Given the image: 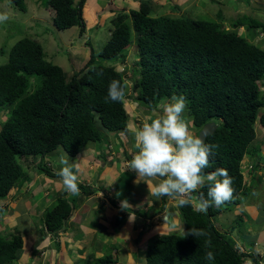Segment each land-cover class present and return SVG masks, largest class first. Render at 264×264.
<instances>
[{
    "label": "trees",
    "instance_id": "16d2710c",
    "mask_svg": "<svg viewBox=\"0 0 264 264\" xmlns=\"http://www.w3.org/2000/svg\"><path fill=\"white\" fill-rule=\"evenodd\" d=\"M9 1L22 11L27 9V0ZM85 1L48 0L57 29L78 26L82 34ZM131 1L137 2V12L129 16L124 10L115 11L110 18L109 38L98 52L88 42L89 57L75 59L77 64L83 61L84 66L72 74L48 60L41 43L23 36L21 29L12 25L7 41L16 35L21 38L11 46L8 56L6 42L0 45V57L6 56L0 63V113H4V119H0V200L11 197L13 188L26 182L28 171L22 158L26 161L30 156H42L60 146L75 156L89 143L100 142L97 118L118 139L124 136L118 133L127 130L124 101L114 103L105 98L111 79L125 82L113 64L125 60L123 50L134 43L138 59L131 85L139 89L141 106L149 111L161 110L173 95L183 96L190 117L187 120L197 127V136L206 123L214 121L217 127L204 139L215 146L205 172L227 169L234 189L230 202L209 207L207 212L197 211L200 194L206 197L207 188L193 193L190 206L178 207L183 232L154 238L141 251L145 264H245L247 259L260 264L252 251L241 250L214 220L244 201L250 191L247 181L253 183L245 173L254 177L261 168L255 162L251 167L243 165L249 162L245 156L253 160L264 145L263 139L257 138L260 129L255 128L257 120L264 127V37L257 42L250 40L253 29L264 32V15L237 17L226 30L216 20L161 13L159 9L172 0H165L163 6L153 0ZM260 3L264 6L263 1ZM177 8L174 5L172 9ZM240 25H245V34L238 32ZM40 170L57 177L49 168ZM165 200L162 197V208ZM74 204L64 194L55 197L39 214V233L57 234L73 215ZM5 211L0 208V217ZM237 221L244 225L242 217ZM190 228L202 229L207 236L195 238L187 234ZM206 239H211V249L205 247ZM26 245V235L19 228L0 231V264H14ZM250 246L252 249L253 243ZM209 250L215 255L211 262L205 259ZM115 262L112 252H107L81 264Z\"/></svg>",
    "mask_w": 264,
    "mask_h": 264
},
{
    "label": "rangeland",
    "instance_id": "374dc122",
    "mask_svg": "<svg viewBox=\"0 0 264 264\" xmlns=\"http://www.w3.org/2000/svg\"><path fill=\"white\" fill-rule=\"evenodd\" d=\"M252 1L253 0H251L250 4H248L247 0H243L240 3L241 6H238L236 0H172L169 4L163 6V3H166L165 0H153V2H159V4L161 2V5L163 6V8L159 9L161 13L170 14L172 16L186 14L185 16L194 19H220V21L224 24V27H226L227 29H230L231 22L238 16L244 17V15H246L254 18L256 14L260 16L264 15V11H260L259 9H254L251 7ZM262 1L264 2V0H258L259 3ZM137 5V2L126 0H86L83 14V19L85 21V30L82 34H80V28L77 26H73L65 30L57 29L50 14L51 7H49L48 0H27V9L25 11L16 8L14 3L11 4L9 0H0V14H6L8 16V19L6 21L0 23V45L6 42L4 50L6 51L5 55H7L14 42L21 38L20 35H16L7 41L9 30L11 29L12 25L15 24L21 29L22 33H24L23 36H27L42 44L43 50L48 60H51L52 62H56V64L63 66L66 74H72L73 72L81 70L84 66V58L89 57V49L87 48L88 42H90L91 46L96 50V52L100 51L104 42L110 36V18L111 16H113L115 11L124 10L129 14V16H132L131 14H133V12H137L138 10ZM174 5L178 6V10L172 9ZM243 31L244 30H242L241 32ZM257 33L258 31L256 29H253V34L256 35ZM80 52L83 53H81L83 57L79 55ZM136 52V46L133 43L127 51L128 58L126 59V62L118 64V67L121 66V68H124L122 72L129 86L130 84H132L134 79L132 76V70L136 68L135 63L138 59ZM4 58H6V56L4 55L0 57V63L6 61L2 60ZM75 59H83V61H81L82 63L77 64ZM138 96L139 89L135 90L131 86L127 88L124 99V107L128 110L132 107V109H130L128 113V129L124 131V136H126V138L133 143L134 138L130 130L140 126V124L144 120L158 114L160 111H149L143 108L137 101ZM136 110L137 112H135ZM183 118L188 123L189 129H191L190 131L197 136L198 129L197 127H194L190 121L187 120L190 119V117L187 113L186 108L183 113ZM0 119H4V113H0ZM96 127L101 133V140L100 142L89 143L85 147V150L88 147L97 149V154L101 155V160L103 159L100 164L102 166L106 160L104 159V157H106L108 154L116 155V152H119V148L117 145L118 138L114 133L107 131L98 118L96 119ZM255 128L261 129L257 138L264 136V127L259 123L258 120L255 123ZM109 144L112 145L111 149L107 148ZM58 148L47 155H39L33 157L30 156L28 157L29 160L24 161L23 158L20 160L25 166L24 168L28 171V178L25 180L26 182L23 183V185L26 186H22L20 188L22 192H11L12 194H14L13 196L15 200L10 198H4L0 200V208H6V211L3 212L0 217V231H5L6 229H13L17 227L20 230H24L25 233H27L26 235H29L31 232H33L34 229L31 223H34L35 225L41 223L39 215L34 216V214H38L40 211H43L45 208L49 207L53 203V201L50 202L52 200V197L54 199L55 197L62 196L63 194L65 196L68 194L63 190L60 179H56L54 182L53 178H50L48 176L43 177L45 175L44 171L40 169L38 171L36 169L37 166H39L40 168H44V166L48 162H52V168L55 169L56 165L59 164L56 160L59 154ZM245 159L249 161V163L244 168H247L248 166L251 167V165H253V162L260 165L261 167L254 174V177L253 173H245V176L247 178H253V183L247 181L248 185H250V191L248 195L244 197V201L240 204L239 207H233L232 210H230V212H227L226 214L220 213V215L216 216L215 220H218V226L221 227L219 229L223 233H226L228 236L235 239L236 245L238 247L244 248L243 243L246 242L248 243L245 244L247 245L246 247L248 249H251L250 244L253 243L252 249L250 251L253 252L255 257L261 255V259L259 257L257 258L260 259L261 264H264V145L261 151L255 154V158L253 160H248L247 156H245ZM33 163L35 164V167H33ZM106 166L110 167V164H105L104 167ZM39 173L41 175H39L38 177L37 174ZM52 183L56 187L52 186ZM46 185H48L47 187L50 188V196L49 193H43ZM23 188L25 189L22 190ZM38 190L41 194H38ZM67 197L71 198L76 203V198L73 195H68ZM157 202L160 203V199L157 200ZM172 202L175 203L174 200ZM11 204L14 205L12 206ZM9 205L14 209L13 212L9 210ZM247 206L253 208V211H251L250 214L248 213L250 208L247 209ZM128 209L127 211L131 212V210ZM143 210L144 207L142 208V211ZM243 212L246 214L242 215ZM241 215L244 225H242L241 223L240 225L237 221L238 217ZM115 216L120 222L122 216H119L117 214ZM168 217H170V215H168ZM37 220L39 222H36ZM172 220H174V217L170 219V221ZM166 223H168V221ZM114 228L115 227H111L110 229L114 230ZM37 231L36 234L39 235ZM103 231L105 232V230ZM96 236L98 237L99 235ZM39 239L40 237L38 238V241H35L32 246L34 253H38V251H40L41 249V242H39ZM244 240L246 241L244 242ZM29 241L30 238H27L28 243ZM43 242L46 243L48 241ZM100 242L101 241L99 240L93 239L92 241L91 239V243L87 244L91 246V255L97 253L92 246L94 244H99ZM149 243L150 242H148V244ZM37 246L38 251L35 250V247ZM108 247L109 246L107 244H103L102 248L108 249ZM144 248L146 249L147 247L144 246ZM107 249L104 250L103 253L112 252L107 251ZM30 258L31 256L27 257V259L20 258L19 260L14 262V264H29L27 263V261L29 260L30 262ZM39 258L40 255L36 257L35 261L32 258V263L30 264L41 263V261L39 262L38 260ZM89 259H91V257H89ZM51 260L54 261L53 256Z\"/></svg>",
    "mask_w": 264,
    "mask_h": 264
},
{
    "label": "crops",
    "instance_id": "0c3cea01",
    "mask_svg": "<svg viewBox=\"0 0 264 264\" xmlns=\"http://www.w3.org/2000/svg\"><path fill=\"white\" fill-rule=\"evenodd\" d=\"M117 145L120 149H118L119 152H116V155L108 154L104 157L106 160L102 166L100 165L103 161V159H100L101 155L97 154V149L91 147H88L77 156L69 158V162L79 166L80 169L78 172L80 191L78 195L74 196L76 198V208L73 215L64 227L52 236H49V234L43 236L37 231L41 227L40 223L38 225L31 223L34 229L29 235H26L27 233L22 230L23 235H26V238H30V241L29 243L27 242L25 251L20 258L27 259V257L31 256L30 262L29 260L27 261L29 264L32 263V258L35 261L38 255H40L38 260L39 262L41 261L39 264H81L89 257L93 259V257L104 254L103 251L107 248L102 247L103 244H107L109 246L108 249H111L113 256L116 258L115 264H145L142 252L146 250L144 246L147 247L148 242H151L161 234H181L183 232L182 218L176 203H173V200L167 197L162 208V198H160V203L157 202L149 193L147 184L144 182L135 183V172L126 169L127 161L132 158L130 156L135 151L134 143L127 138L121 137L118 139ZM111 147L112 145L110 144L109 148L111 149ZM59 156L60 152L56 158L57 161ZM105 164H110V167H104ZM45 166L51 169L52 162H48ZM59 167L60 165L58 164L55 169L52 168L51 170L57 171ZM36 169L38 170V168ZM39 175L41 174H37L38 177ZM43 177L47 176L44 175ZM53 179L55 182L56 179L60 178L53 177ZM112 181L114 182L108 185ZM47 186L43 193H49L50 196V188ZM52 186H54L53 183ZM90 190L93 191L92 194L87 195ZM17 191L22 192L20 188ZM117 193H120V195L118 196ZM38 194H41L39 190ZM11 195L9 198L15 200L14 194ZM54 199L52 197L50 202L54 201ZM125 199L129 205V209H127L131 210V212L121 208V201ZM143 207L144 210L142 211ZM10 208L11 206L9 205ZM249 208L248 213L250 214L253 208L247 206V209ZM41 212L34 214V216H38ZM227 212L230 211L222 212V214ZM116 214L122 216L120 222L123 223L116 220ZM245 214L243 212L242 215ZM242 215L239 217H242ZM164 216L167 217L165 221ZM173 217L174 220L170 221ZM167 221L168 223H166ZM217 221L214 220V223L219 229L221 227L218 226ZM36 222L39 221L37 220ZM111 227H115L114 230L110 229ZM36 231L39 235L36 234ZM96 235L99 236L97 237ZM39 237L41 249L38 251V246L35 247L38 253H34L32 246L35 241H38ZM91 239L92 241L93 239L101 241L99 244L92 246L97 252L94 255L90 254L91 246L87 245L91 243ZM43 241L48 242L45 243ZM245 244L248 243H243L244 248H239L245 252L250 251L251 249H248ZM52 256L54 261L51 260ZM257 257L261 259V255ZM259 258L257 259L260 263ZM245 264L253 263L247 259Z\"/></svg>",
    "mask_w": 264,
    "mask_h": 264
},
{
    "label": "clouds",
    "instance_id": "9594fccd",
    "mask_svg": "<svg viewBox=\"0 0 264 264\" xmlns=\"http://www.w3.org/2000/svg\"><path fill=\"white\" fill-rule=\"evenodd\" d=\"M241 2L242 1L238 0L237 5L241 6ZM252 4L262 6L258 0H253L251 2V7L254 9H264V6H262V8H256L253 7ZM50 11L53 18L52 8ZM7 19L8 16L6 14H0V23ZM216 21L221 22L220 19ZM221 24L223 23L221 22ZM224 29L227 30L226 27H224ZM237 29L240 34H245L246 32L245 25H240ZM255 29L258 33L256 35L253 34L250 40L257 42L264 37V32L258 28ZM242 30L244 31L241 32ZM127 51L128 49L126 48L123 50V53L126 54L125 60L115 64L112 63L118 68L119 72L124 70L121 66H119V68L118 64L126 62V59L128 58ZM92 70L94 71L95 69ZM122 77L125 82H122L119 79H111L108 82L107 96L105 98L106 101L114 103H122L124 101L127 92L126 87L128 88L132 85H128L123 72ZM185 108V98L183 96L173 95L169 101L164 103L158 114L149 117L144 120L140 126L130 130L134 138L135 151L131 154L132 158L127 161L126 169L135 172V183L139 184L144 182L147 184L149 193L156 200H159L162 197H168L175 201L177 207L190 206L192 203V194L201 188L206 187V197L204 193L200 194V203L197 211L207 212L209 207H220L233 199L234 189L232 187V177L229 176L228 171L225 168H216L214 171L205 172V169L210 165L209 157L212 155L215 146L206 144L203 138L199 137V135H194L190 131L188 123L183 118ZM125 109L127 113H129L132 107L129 110L127 108ZM135 112H137V110ZM212 122L215 124L214 121ZM201 130H199V132ZM118 133L124 134V131ZM123 137L126 138V136ZM260 138H263L264 141V136ZM58 151L60 152L58 160L60 167L55 171V175L60 178L63 190L66 193L73 196L78 195L80 191L78 172L80 169L79 166L69 162V157H75L80 152L75 156H70L66 153L63 147L58 148ZM50 153H46L45 155ZM33 165L35 164L33 163ZM246 165L247 163L243 166L246 167ZM36 168H38L39 171L40 167L37 166ZM44 168L48 167L44 166ZM113 182L114 181L108 185H111ZM19 188L21 187L15 186L11 192L14 193ZM117 195L119 196L120 193H117ZM128 207L129 205L126 199L121 201V208L126 209ZM163 218L164 221L167 219L166 216ZM47 234L52 236L50 232H47L46 236ZM187 234H191L195 238L207 236V233L204 230L195 228H190ZM205 247L211 249V239L205 240ZM205 259L209 262L213 261L215 259L214 252L211 250L207 251Z\"/></svg>",
    "mask_w": 264,
    "mask_h": 264
},
{
    "label": "water",
    "instance_id": "95a60500",
    "mask_svg": "<svg viewBox=\"0 0 264 264\" xmlns=\"http://www.w3.org/2000/svg\"><path fill=\"white\" fill-rule=\"evenodd\" d=\"M252 6L256 8H262V6H259L257 4H252ZM215 128L216 125L213 122L205 124L202 130L199 132V137L203 138L204 140L207 135L214 132Z\"/></svg>",
    "mask_w": 264,
    "mask_h": 264
},
{
    "label": "bare ground",
    "instance_id": "6f19581e",
    "mask_svg": "<svg viewBox=\"0 0 264 264\" xmlns=\"http://www.w3.org/2000/svg\"><path fill=\"white\" fill-rule=\"evenodd\" d=\"M166 201V200H165Z\"/></svg>",
    "mask_w": 264,
    "mask_h": 264
}]
</instances>
